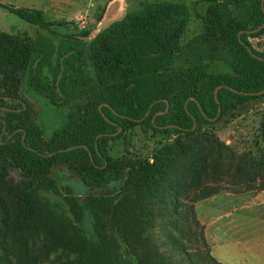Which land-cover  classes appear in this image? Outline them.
I'll return each mask as SVG.
<instances>
[{
	"label": "trees",
	"instance_id": "1",
	"mask_svg": "<svg viewBox=\"0 0 264 264\" xmlns=\"http://www.w3.org/2000/svg\"><path fill=\"white\" fill-rule=\"evenodd\" d=\"M0 5L42 29L55 25L42 10ZM194 6L202 30L184 43L192 9L179 1L144 3L97 33L88 43L96 90L75 101L49 136L23 92L36 41L0 30L4 233L43 231L52 247L45 248L63 249L72 257L67 264H228L212 255L195 203L223 190H264V109L251 149L238 151L204 127L264 101V93L251 94L264 89V59L247 48L264 58L250 40L262 38L264 28L249 32L264 23V8L262 0ZM220 62L227 69H216ZM31 85L61 105L38 76ZM135 127L176 138L151 160L132 153ZM121 138L129 155H111L110 144ZM43 191H65L68 209L59 211ZM6 194L13 206L1 204Z\"/></svg>",
	"mask_w": 264,
	"mask_h": 264
},
{
	"label": "rangeland",
	"instance_id": "2",
	"mask_svg": "<svg viewBox=\"0 0 264 264\" xmlns=\"http://www.w3.org/2000/svg\"><path fill=\"white\" fill-rule=\"evenodd\" d=\"M4 4L15 7L34 8L43 11L47 21L55 23L50 29H42L30 23L6 6L0 5V30L15 35H28L36 41L39 52L30 66L26 82L23 85L24 96L39 110V117L43 124L45 135L49 136L66 120L70 107L80 98L96 90L94 67L89 56V41L106 26L121 19L128 12L136 11L144 3L154 0H0ZM185 2L191 7L192 17L181 41L187 42L197 36L202 30V20L195 11L197 0H160ZM202 10L201 6H198ZM262 40L250 38L254 47L264 51V35ZM223 62L215 64L216 69H227ZM33 75L39 77L42 84L51 86L57 96L60 106L55 105L49 98L38 92L31 85ZM264 101L254 100L235 114L225 115L218 123L204 128L232 145L238 151L253 148L259 125ZM175 135L154 134L141 127H135L132 132V153L148 156L151 160L154 154L164 145L174 142ZM127 143L123 138L110 144L113 156L129 155ZM15 181L11 178L9 183ZM78 189V188H77ZM80 193V190H76ZM83 192V191H82ZM2 193V192H0ZM256 191L232 193L223 190L204 200L195 203L197 217L205 227V236L210 251H213V236L222 239H233L238 245V237L243 241L251 237L264 236V215L261 203L254 197ZM3 195L2 205L13 206V199ZM42 195L56 204L59 211L68 209L67 194L43 191ZM7 207V206H6ZM263 215V216H262ZM84 226L91 232V222L84 219ZM226 231V227H230ZM155 239L160 242L163 238L162 229L155 227ZM228 232L230 237L224 235ZM211 239V240H210ZM163 240V239H162ZM264 240V238H263ZM255 242V240H252ZM240 242V241H239ZM49 239L43 231L32 236L22 235L13 237L10 232L4 233L0 228V264H67L72 257L63 252L60 247L49 251ZM264 245V243H263ZM48 247V248H45ZM219 252L226 248L217 249ZM263 247L249 252L252 264H264L260 258ZM225 254V253H224ZM218 260L220 259L217 258ZM234 259V258H233ZM222 261V259H220Z\"/></svg>",
	"mask_w": 264,
	"mask_h": 264
},
{
	"label": "crops",
	"instance_id": "3",
	"mask_svg": "<svg viewBox=\"0 0 264 264\" xmlns=\"http://www.w3.org/2000/svg\"><path fill=\"white\" fill-rule=\"evenodd\" d=\"M263 38H258V41H261ZM256 199L261 203V209H263V215H264V190L258 191L257 195H254ZM262 215V216H263ZM226 231H229L231 229V226L228 228L226 227ZM224 235H227L230 237L228 232H224ZM264 236L260 234L259 236L256 237H251L250 239L243 241L244 237H238V245L234 244V238L233 239H222L219 238L218 235L213 236V240L211 242L213 243V251L217 258L220 257L222 259V262L228 263V264H252L251 260L252 258L249 255V252L251 250H258L259 246L263 247L262 254L260 255L262 262H264ZM252 240H255L253 242ZM219 248H226V251L219 252L216 250ZM225 253V254H224ZM234 258V259H233ZM219 259V260H220Z\"/></svg>",
	"mask_w": 264,
	"mask_h": 264
},
{
	"label": "water",
	"instance_id": "4",
	"mask_svg": "<svg viewBox=\"0 0 264 264\" xmlns=\"http://www.w3.org/2000/svg\"><path fill=\"white\" fill-rule=\"evenodd\" d=\"M0 3H3L4 4V2H2V1H0ZM262 6H263V8H264V0H262ZM262 28H264V23L261 25V26H259V27H257L256 29H254V30H251V31H249V32H251V33H254V32H257V31H259V30H261ZM241 33V32H240ZM241 42L243 43V41L241 40ZM247 48H248V50L255 56V57H258V58H260V59H264L263 57H261V56H259V55H257L256 53H254L253 51H252V49L247 45ZM219 88V87H218ZM217 88V89H218ZM217 89H216V91H217ZM233 91H235V92H241V91H238V90H236V89H234V88H231ZM216 91H215V96H216ZM262 93H264V89L263 90H261V91H259V92H257V93H251V94H257V95H260V94H262ZM217 97V96H216ZM218 100V99H217ZM186 107H187V102H186ZM103 114V116L106 118V119H108L106 116H105V114H104V112L102 113ZM220 114V113H219ZM219 114H218V116H219ZM153 121H154V118H153ZM194 127H196L197 126V122H196V119H194ZM168 126H174V124H171V125H167L166 127H168ZM71 148H73V147H71Z\"/></svg>",
	"mask_w": 264,
	"mask_h": 264
}]
</instances>
